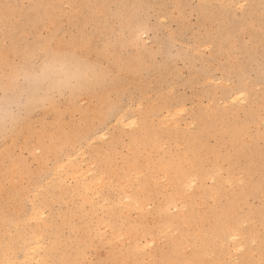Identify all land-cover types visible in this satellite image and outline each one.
I'll return each instance as SVG.
<instances>
[{"label":"rangeland","instance_id":"374dc122","mask_svg":"<svg viewBox=\"0 0 264 264\" xmlns=\"http://www.w3.org/2000/svg\"><path fill=\"white\" fill-rule=\"evenodd\" d=\"M79 1L0 0V78L3 60L22 46L46 42L71 53L85 35L91 46L86 59L58 56L31 86L41 96L56 89L55 103L0 123V253L12 231L20 235L29 221L46 223L52 234L45 243L55 244L68 264H164V257L176 264L174 254L185 260L193 250L203 253L205 264H245L247 254V263L264 264V0ZM4 3L14 6L7 18ZM90 66L111 69L105 86L86 84ZM26 87L21 81L17 95ZM238 92L247 100L230 102ZM109 102L117 103L113 112ZM167 109L178 114L168 117ZM138 118L145 120L122 124ZM228 125L243 130L232 146L219 132ZM135 141L139 151L132 149ZM68 156L93 173L102 165L99 197L75 193L73 180L55 174ZM250 159L257 170L248 178L243 169ZM166 163L183 181L201 178L185 192V207L172 205L175 188L159 170ZM144 166L156 176V197L142 211L118 198L121 184L146 188V173L135 174ZM34 196L42 218L33 213ZM164 199L171 210L158 211ZM230 203L245 244L231 263L225 236L203 237Z\"/></svg>","mask_w":264,"mask_h":264},{"label":"bare ground","instance_id":"6f19581e","mask_svg":"<svg viewBox=\"0 0 264 264\" xmlns=\"http://www.w3.org/2000/svg\"><path fill=\"white\" fill-rule=\"evenodd\" d=\"M75 5H79V0H72ZM70 59L69 56H67L65 59V62H68ZM88 85H96L95 79L93 76L89 78L86 82ZM106 94V93H105ZM104 98L107 99V96H104ZM230 102H234L237 104H242L247 99L242 95L240 92L238 93H232L229 96ZM108 106V111L113 112L116 107V104H106ZM178 114L177 111H171L169 109L166 110V115L169 117L171 115ZM199 119H204V116L199 117ZM145 120V118H138L133 121H122L123 125L126 126H134L137 125L138 122H141ZM162 123V122H161ZM208 124V123H207ZM206 126H209L206 125ZM207 131V127H203L201 129V134L203 135L204 132ZM243 130L237 129L232 125L228 126H221L219 129L221 138L229 139L230 146L239 139L241 133ZM155 136V135H154ZM157 137V136H156ZM190 141L192 140L191 137ZM193 143V142H191ZM134 151H139L140 147L135 141L133 143ZM197 151V150H196ZM199 156L196 158L198 159ZM257 163L253 159L248 160V163L246 165V168L243 170V174L251 178L255 172H256ZM96 169V173H93L95 170L92 169V167L89 164H84V161L81 160L79 157L73 158V156H68L66 160L64 161L63 165H60L55 168V174L61 175L63 178L62 180L65 182L74 181L73 185V191L75 193H82L84 196H87L89 194L92 199L94 200L95 197H99L100 193L102 192L104 188V172L102 165L98 166ZM174 166L172 163H166V164H160L159 170L164 174L165 177H167L175 188L176 196L174 198V208H178L179 205L182 207H185L184 199H185V192L191 191L197 183H199L198 180H201L200 176L198 174H194L192 178L182 180L180 176L177 173H174ZM90 173H93V175H90ZM142 173H146V179L143 185L146 186V188H143L141 190H136L134 188L130 187V184L127 183V188L121 184V195H119L118 202H123L124 204H127L128 208L134 207L138 203L139 208L144 211L149 205V200L151 198L156 197L155 189H151V185L153 184L156 176L152 174V171L148 168V166L143 167H137L135 169V174L138 176ZM240 181L245 182V178H241ZM252 185V192L254 194H259L261 192V189L258 185ZM134 186V185H133ZM72 191V193H74ZM215 194H219V189L215 190ZM138 195L142 196V200L138 201L136 197ZM245 196V195H244ZM36 196L33 198V213L34 215L39 216L42 218L43 215H45L44 212H41L40 209H38V205L35 203ZM99 203H103V200L98 201ZM232 203L228 206V208L221 210V215H223V219L217 224H213L209 227L208 231L203 234L204 239H209L210 236L213 234V232L218 233L219 236L223 237L225 236L226 240L229 241V249L228 254H230V263L236 262L238 260L239 254L242 252L243 248L245 247V244L242 243V238L244 235V232L240 231V229L237 227L238 224L241 222L239 218L236 217V215H232L230 211H232ZM162 210H171L170 205L165 203V199L160 201L158 203V211ZM262 213V214H261ZM261 214V216H260ZM259 214V220L260 223L264 226V210L260 212ZM36 216V217H37ZM249 218V217H248ZM247 218V219H248ZM44 219V218H43ZM42 219V220H43ZM172 225H176L177 227H180L179 224L175 221ZM102 226L108 227L107 222H102ZM113 227V226H111ZM22 229V232L20 235L15 233V230L12 231V233L8 236V245L3 248L2 252L0 253V264H68V258L58 257L57 255V246L53 243H45V238H50L48 232H47V225L45 222L43 223H37L36 225L30 224L28 221L23 227H19V230ZM116 234V232H113L112 235ZM117 236V234H116ZM115 237V236H114ZM28 238V239H26ZM118 237L116 238V240ZM123 243L125 240L122 241ZM205 242V241H204ZM4 240L0 241V247L3 246ZM50 244V245H49ZM260 248L262 250L261 259H264V236L261 237V243ZM134 248L140 249L141 246L135 245ZM41 249V250H40ZM192 256H190L187 259H182L180 256L181 254L178 252L177 254H174L172 258L175 260L176 264H205V258L203 257V253L197 250L192 251ZM245 264L247 263L251 256L249 254L244 255L241 257ZM169 260H172L171 258L164 257L162 259V262L164 264H169ZM137 264V263H135Z\"/></svg>","mask_w":264,"mask_h":264},{"label":"snow or ice","instance_id":"6c2138e0","mask_svg":"<svg viewBox=\"0 0 264 264\" xmlns=\"http://www.w3.org/2000/svg\"><path fill=\"white\" fill-rule=\"evenodd\" d=\"M5 11V18L13 5L4 3L2 5ZM127 22L130 26L131 20L125 21L121 18V24ZM137 30L143 35V29L139 26ZM91 53V46L88 37L85 35L81 38L75 50L71 53L61 52L55 44L46 42L38 43L37 45H30L27 47H20L14 50L3 60L4 73L0 78V123H7L11 120L13 123L17 118L24 115V113L31 112L41 105H48L55 103L56 96L54 95L56 89H52V93L40 95L38 89L31 87L39 84L45 77L50 66V62L54 61L60 55H72L73 58H87ZM93 68V78L95 79L97 87L105 86L111 78V69L96 66ZM124 69L121 68V71ZM23 81L29 87L24 88L17 95V90L21 87Z\"/></svg>","mask_w":264,"mask_h":264},{"label":"clouds","instance_id":"9594fccd","mask_svg":"<svg viewBox=\"0 0 264 264\" xmlns=\"http://www.w3.org/2000/svg\"><path fill=\"white\" fill-rule=\"evenodd\" d=\"M54 89V88H53Z\"/></svg>","mask_w":264,"mask_h":264}]
</instances>
